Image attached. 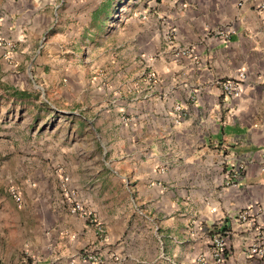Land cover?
Wrapping results in <instances>:
<instances>
[{
    "label": "crops",
    "instance_id": "0c3cea01",
    "mask_svg": "<svg viewBox=\"0 0 264 264\" xmlns=\"http://www.w3.org/2000/svg\"><path fill=\"white\" fill-rule=\"evenodd\" d=\"M96 30L100 48L121 49L128 76L139 72L111 107L101 108L100 88L85 98L88 78L72 63L57 86L60 49L87 59L74 51ZM33 60L63 101L81 105L46 132L38 106L28 137H0V264H212L214 234L226 238L225 264H264L246 252L264 232V0H0V95L30 99L18 75ZM239 73L241 94L222 95ZM70 199L90 217L71 213ZM245 209L248 231L235 220Z\"/></svg>",
    "mask_w": 264,
    "mask_h": 264
},
{
    "label": "rangeland",
    "instance_id": "374dc122",
    "mask_svg": "<svg viewBox=\"0 0 264 264\" xmlns=\"http://www.w3.org/2000/svg\"><path fill=\"white\" fill-rule=\"evenodd\" d=\"M123 1V0H121ZM124 5V3L122 4ZM132 5V4H131ZM121 6V5H120ZM119 5L115 8L120 7ZM128 10L126 12H120L118 13V18L115 19V24L117 25L120 22H123V19L127 17V13L130 9V7H126ZM90 44L88 47V50L85 48L81 49L79 48L78 51H74L77 53L78 56L82 55V53H87L88 58L87 59H80L77 58L75 55L73 58L68 57L69 54L64 53V49H60V57L58 61V68L55 73L57 75H60V82H58V88L60 89L63 84H66L68 81L64 78V71H67L69 68L68 64L65 63H72L73 64V71L76 73H86V77L88 78V85L86 87L85 91V98L88 99V101H91V98L93 96H96L95 94H89V91L91 89H99L101 97H104L103 101L100 103V106L103 107H111L117 103L119 100V97L125 96L129 97V95L132 93V85L135 83L139 76V72L132 73V76H128L129 73L128 63H124V60H115L116 55H120V50L118 47L115 48L114 46L111 47H103L100 48V31L96 30L95 32L90 33ZM99 36V37H98ZM99 41V42H98ZM42 51V50H41ZM71 51V50H67ZM69 53V52H67ZM69 60V61H68ZM71 60V61H70ZM46 69L43 72L44 74H50L54 73L52 72L53 69L50 67L49 63L41 64ZM36 67H39L37 65V61L33 60L28 67L26 68L25 65L21 68V74H19V81L21 82L23 87H26L31 93L32 96L30 99H25V101H19L15 102L10 101L11 98L8 96L0 95V137L3 138H14L17 137V135L26 132V137L29 135L27 134L29 132V123H27V119H32V117H35V113L37 112V107L40 106V110L36 116L39 115V120L42 119V130L46 132L48 129L47 126H50V128L55 124L57 119H63L62 113L60 111H70L71 106L81 105L80 99L74 101L73 104L66 103L63 101V98L56 94V91H54L53 87H56L54 82H50L48 79H44V77L39 78L36 73L35 69ZM117 68L115 71L114 69ZM116 75H127L125 78H123L120 81L115 80ZM136 76V78H134ZM100 78V85L94 86L92 84V81H96ZM59 79V77H58ZM117 79V78H116ZM116 81L115 83H113ZM87 82V79L85 78V83ZM81 80L74 81V88L80 90L81 89ZM2 87V86H1ZM4 87V86H3ZM81 91H78L76 94H81ZM105 92V93H103ZM59 93V92H58ZM105 95V96H104ZM120 95V96H119ZM123 96V97H124ZM17 103V104H16ZM86 104V102H84ZM35 105V107H33ZM26 110L27 112L23 113V110ZM20 111V112H19ZM44 111V112H42ZM33 115V116H31ZM31 116V117H30ZM25 121V127L22 128V124ZM50 124V125H49ZM31 127V126H30ZM58 132L64 131L61 127L57 129ZM57 132V133H58ZM12 146L16 149L18 144L14 143ZM29 149L28 146H26V149ZM44 152L46 150H43ZM12 159H9L10 165H12L11 162H13ZM30 162L33 161L32 159L29 160ZM45 163L49 162V159L42 160ZM107 162V161H106ZM62 173L63 167L61 165H57L52 169V173ZM12 176V175H11ZM25 182L29 184H33L31 181V178L25 177L23 178ZM15 181L14 177L12 176L9 178V182ZM62 182V181H61ZM10 185H13L10 183Z\"/></svg>",
    "mask_w": 264,
    "mask_h": 264
},
{
    "label": "built area",
    "instance_id": "2783aa9c",
    "mask_svg": "<svg viewBox=\"0 0 264 264\" xmlns=\"http://www.w3.org/2000/svg\"><path fill=\"white\" fill-rule=\"evenodd\" d=\"M221 35L224 38H227V34L221 32ZM6 48L8 49V52H6L3 57L9 61L12 62V54L11 52L14 51L15 46L12 43L5 44ZM149 81L152 80V75H147ZM244 73H239L237 76H235L232 79L226 80L221 84V94L224 96L229 97H235L239 96L241 94L242 90V82L245 80ZM176 113L179 115L180 108L175 107ZM180 119V115L176 117L175 122H178ZM262 168L264 170V157L262 159ZM232 176H236V174H229L228 175V185L230 184L229 180L232 178ZM64 181L66 178L63 179ZM234 186V185H233ZM9 194L12 197V199L20 204L21 203V196L18 194L17 190L13 187L10 188ZM69 205V211L73 214H78L85 217H90V212L85 209L84 205L76 200H71L68 202ZM235 220L238 222L239 225L244 226V228L248 231L251 230L255 226V220L253 215L251 214V211L248 209L242 210L236 217ZM100 231V228L98 229ZM227 249V242L225 236L221 234H214L211 237V259L212 264H225V252ZM246 252L249 257H256L264 261V232L261 230H257L255 232V235L253 236L252 240L249 242ZM89 259L93 262H98L97 257H89ZM195 264H206L205 259L203 257H198L195 260Z\"/></svg>",
    "mask_w": 264,
    "mask_h": 264
}]
</instances>
